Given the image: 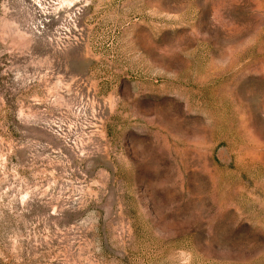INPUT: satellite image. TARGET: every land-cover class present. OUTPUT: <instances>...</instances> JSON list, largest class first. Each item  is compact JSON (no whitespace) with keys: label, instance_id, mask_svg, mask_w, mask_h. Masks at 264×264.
<instances>
[{"label":"rangeland","instance_id":"374dc122","mask_svg":"<svg viewBox=\"0 0 264 264\" xmlns=\"http://www.w3.org/2000/svg\"><path fill=\"white\" fill-rule=\"evenodd\" d=\"M0 264H264V0H0Z\"/></svg>","mask_w":264,"mask_h":264}]
</instances>
